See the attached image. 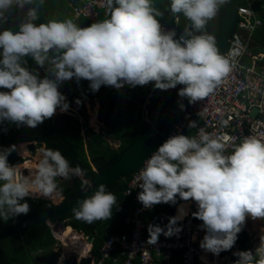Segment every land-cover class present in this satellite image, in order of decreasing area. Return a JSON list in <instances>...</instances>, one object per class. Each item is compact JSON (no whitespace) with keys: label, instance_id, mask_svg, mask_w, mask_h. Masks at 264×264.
<instances>
[{"label":"clouds","instance_id":"9594fccd","mask_svg":"<svg viewBox=\"0 0 264 264\" xmlns=\"http://www.w3.org/2000/svg\"><path fill=\"white\" fill-rule=\"evenodd\" d=\"M227 2L171 0L169 11L175 19L170 25H176L177 31L181 15L190 21L175 39V30L166 31L162 26L167 24L160 21L164 12L154 6V0H105L107 11L100 13L108 18L87 27L78 26L72 19L37 23L44 0H0V24L7 22V13L14 6L21 10L31 6L18 31L0 32V88L9 90L0 91V123L36 128L53 118L57 109L66 112L70 105L59 88L73 78L77 83L90 81L93 92L102 85L121 89L154 82L149 91L153 87L169 90L183 85L180 97L192 104L204 100L229 77L232 58L237 55L235 50L221 54L216 37L206 31L209 21ZM26 57L46 67L48 75L41 79L30 71ZM149 91L140 110V121L146 127L158 115L153 114V119L149 115V122L142 118ZM180 108H184L182 103ZM189 126L194 127V122ZM227 139L204 129L197 136L172 135L144 162L138 177L142 191L137 199L146 210L161 203L174 205L177 197L194 201L198 211L192 215L203 221L200 227L206 229L200 247L219 257L234 247L248 217L264 219V139L246 136L231 154H225L231 147ZM112 141L119 146V142ZM14 150L15 145L0 150V218L4 221L29 213L26 197L55 199L62 195L58 177L83 175L79 165L73 167L61 151L50 148L40 149L42 158L35 175H28L26 168L21 173L19 164L11 165L8 160ZM93 168L96 173L98 170ZM77 203L78 207L73 208L75 217L89 224L110 220L113 209L119 210L116 195L104 184ZM186 214L170 218L167 231L149 225L148 242L155 244L162 233L166 237L178 235L182 227L177 223ZM66 220H60L64 227L69 226ZM233 254L239 257L235 264H264V235L255 253L249 250ZM72 255L77 259L87 257Z\"/></svg>","mask_w":264,"mask_h":264},{"label":"trees","instance_id":"16d2710c","mask_svg":"<svg viewBox=\"0 0 264 264\" xmlns=\"http://www.w3.org/2000/svg\"><path fill=\"white\" fill-rule=\"evenodd\" d=\"M67 8L63 15L58 18L52 15L43 17V22H47L48 19L63 21L66 19H72L78 26L87 27L92 23L105 19L106 13H100L96 19L78 18L73 19L71 7L68 0H65ZM160 8L165 5L166 0H159ZM164 5L162 6L161 4ZM264 0H257L256 7L259 11L263 24L261 28L254 33V40L257 44L264 45ZM263 5V7L261 6ZM30 6H26L28 8ZM223 6H221L217 20H215V27L212 30L211 35L216 36L219 29L222 15ZM166 8L170 9V5ZM19 12L18 7H13L8 14L12 16L15 21V13ZM20 12L18 13L19 16ZM42 16V14H41ZM177 33L180 37L184 33L185 26L190 25V21L186 20L182 15L178 18ZM172 20V18L170 19ZM14 21L12 27L15 29ZM168 21V20H166ZM212 21V20H211ZM165 22V21H164ZM171 24V22H165ZM209 25L206 28L208 32ZM17 29V27H16ZM2 51V50H0ZM27 67L29 70L33 69L35 61L31 57H27ZM154 83V82H153ZM150 83L146 86L131 87L125 85L121 89L102 85L99 91L93 92L90 88V81L80 80L77 83L73 78L70 81L65 82V88L70 95L76 97L80 96V100L93 99L97 97L100 101V108L98 117L103 123L104 131L97 133L92 128L88 127V115L86 109L82 106H77L80 114L82 115L84 122L81 123V119L73 114L58 113L51 119H46L42 124L36 128H30L26 125L17 126L15 123L4 121L0 123V150L10 148L11 146L21 142L39 140L45 143L44 149L59 150L69 160L70 164L75 167L79 165L90 173H95L93 167L98 171L105 169L110 163H112L119 154L124 151L146 128V125L140 121V108L143 102L144 96L153 85ZM183 85H177L174 89L159 90L155 89V96L152 99L151 109L153 114L161 113L166 106H168L173 98L177 95L178 90ZM78 100V99H77ZM76 100V101H77ZM82 126L86 127L85 133L88 137L87 150L85 148V140L82 136ZM104 137H103V136ZM105 136L111 140L119 142L117 148L107 147L102 149V145L105 143ZM20 154H27L23 150L19 149ZM19 154V155H20ZM14 150L8 157L9 163L15 165L22 159ZM28 155V154H27ZM29 158L31 156H28ZM24 158V157H23ZM27 164L28 174L36 173L38 165H34V160L29 159ZM31 171V172H30ZM26 176V174L24 173ZM130 175H126L125 178L118 179L113 183L106 186L107 191L114 193L117 197L119 204V210L113 209V216L107 221H97L89 224L82 220H78L74 212L71 211L61 217L60 220L67 219L65 224V230L72 232L75 237L82 235L80 231L89 234L95 232L93 240L92 252L97 255L99 247L103 241L111 234L121 233L127 229L126 218L131 215L132 204L130 196L124 193L127 186V181ZM58 182L59 190L65 198L73 196L84 186V181L77 176H72L71 179H64L63 181L56 180ZM53 199L44 197H26L25 201L30 205V211L27 215L21 214L18 217L4 221L0 218V231L8 228L14 224H17L53 205ZM177 197V203L180 201ZM176 204H158L156 205V212H152V221L157 222L160 220L162 223L173 215V209ZM182 216V214L180 213ZM75 228V229H74ZM77 229V230H76ZM54 231V230H53ZM54 233V232H53ZM55 234V233H54ZM56 236V234H55ZM57 238V237H56ZM244 242V241H242ZM57 240L52 235L51 229L47 223H40L29 229H26L18 234L7 237L0 240V264H55L59 252L53 250ZM44 250L41 255L36 254L38 251ZM242 251H249L248 248L243 247ZM225 252V251H224ZM224 252L220 253L221 255Z\"/></svg>","mask_w":264,"mask_h":264},{"label":"built area","instance_id":"2783aa9c","mask_svg":"<svg viewBox=\"0 0 264 264\" xmlns=\"http://www.w3.org/2000/svg\"><path fill=\"white\" fill-rule=\"evenodd\" d=\"M68 2L74 19L93 20L101 11H107L105 0H68ZM161 24L166 31L175 30V39H179L176 25ZM262 24L261 17L253 7V1L240 0L237 7L236 30L229 40L225 53L227 55L232 50L237 53L232 58V72L213 94L202 101L190 104L187 112L165 137L162 144L172 135L197 136L199 130L204 129L215 136L227 137L225 142L231 147L225 154H231L233 147L246 136L264 139V51L257 50L259 44L253 39L255 31L259 30ZM251 43L254 47H250ZM154 96L153 87L147 94L145 102L148 103ZM143 106L142 118L149 122L147 106ZM192 121L194 127L189 126ZM225 121L227 124L224 123ZM144 162L130 174L124 191L126 195L130 193L128 196L131 197L133 207L131 215L126 219L127 229L109 235L99 247L97 255L93 254V244H91L86 255L92 257L91 264H209L210 259L214 260V264H222L227 259L230 264H235L239 257L233 253L241 251L240 233L234 247L223 257L201 249L200 242L206 234V229L200 227L203 221L193 217L192 209L198 206L191 200L189 201L193 207L184 210L183 214L185 212L187 214L177 223L178 227H182L178 235L166 237L162 233L155 244L148 242L149 225H159L167 231L168 223L152 221L151 215L155 205L146 210L137 199L139 192L142 191L139 188L142 181L138 177ZM260 221L264 222V219ZM82 236L87 241L88 235L82 232ZM62 261L58 263L62 264Z\"/></svg>","mask_w":264,"mask_h":264},{"label":"water","instance_id":"95a60500","mask_svg":"<svg viewBox=\"0 0 264 264\" xmlns=\"http://www.w3.org/2000/svg\"><path fill=\"white\" fill-rule=\"evenodd\" d=\"M239 1L240 0H228L223 7L222 20L215 36L217 47L221 54H225L229 45V40L235 32ZM253 46L254 44L251 43L250 47ZM178 93L171 103L166 106L161 113L156 115L151 121V124L148 125L146 129L105 169L93 174L80 166L83 170L82 176L86 178L85 181H87V184L84 183V186L73 196L68 198L62 197L59 201H55L51 207L1 230L0 240L18 234L40 223L52 221L56 226L64 227L61 221L58 220L59 217L73 211L74 207H78V201L91 196L98 189L100 184L108 186L118 179L125 178L126 175L139 168V166L157 150L164 141V137L173 130L177 122L184 116L190 107L191 103H189L188 98H182ZM181 103L184 105L183 109L180 108ZM159 128L161 129L158 132ZM27 148L30 151L37 152L45 148V143L37 139L28 141ZM24 170L25 169H23V172ZM86 188L87 192H85ZM94 237L95 232L89 233L87 238L88 243H92ZM91 261V256L77 259L76 255H71L63 259L62 264H91Z\"/></svg>","mask_w":264,"mask_h":264},{"label":"rangeland","instance_id":"374dc122","mask_svg":"<svg viewBox=\"0 0 264 264\" xmlns=\"http://www.w3.org/2000/svg\"><path fill=\"white\" fill-rule=\"evenodd\" d=\"M170 2H171V0H166L165 6L170 5ZM163 5H164V3L162 4V6ZM154 6L157 7L159 10L162 9V8H160V2H159V0H154ZM66 8H67V5H66L65 0H44V3H43L42 7L39 10L40 19L37 21V23H42L43 22V17H45V16H47L49 14L52 15L53 17L58 18L60 15L65 14ZM27 10H28V8H26V7L23 10L19 9L20 14L18 16V13L19 12H16L15 13V21L12 18V16L7 13L8 20H7L6 23L0 24V32H2L5 29H11L13 31H18L20 24L23 23L25 21V19H26V12H27ZM161 11L164 12V16L161 19H163L165 22L171 21L170 19L172 18V15H171L170 11H168L166 8H163ZM41 14H42V16H41ZM105 17L108 18L107 15H105ZM215 19H217V16L212 21H210V28L211 29L208 31L209 34L212 33V30L216 26L215 25V22H214ZM48 20H51V19H48ZM166 20H168V21H166ZM13 21H14L15 29L11 28ZM16 27H17V29H16ZM0 52H2V51H0ZM0 59H2V56H0ZM25 59H27V57ZM30 71H33L34 73H38L39 78H41V79H43L46 75H48V73L46 71V67L45 68H42L39 65H37L36 63L33 66V69L30 70ZM65 82L61 84V86L59 88V91L67 98V102L69 103L70 107H69V109L66 112H61L60 109H57L56 115L58 113H67V114L70 113V114H73V115L78 116L81 119V123H83L84 122V119H83L82 115L80 114L79 109L77 107L78 105L81 106V104H82V106L84 107V109H86V112H87V115H88V127L92 128V130H94L97 133H102L104 131V126H103V123L99 120V117H98L99 108H100V101H99V99L97 97H94L93 99H90V100L89 99L80 100V96H78V95L76 97H74L73 95L71 96L70 93L65 88ZM0 91H9V90L8 89L0 88ZM76 100L79 101V103H77ZM97 103H98V109H97V113H96V119H97V121H98L99 124L96 125V126H94V125H91V119H92L91 112L93 111V109H94V107L96 106ZM85 131H86V127L85 126H82L81 132L83 134L82 136L84 137V140H85V148L87 150V147H88V145H87L88 137L86 136L87 134L85 133ZM104 139H105V143L101 146L103 150L106 149L108 146L109 147H112V148H116L117 147L118 143L113 142V141H110V139L107 138L106 136H105ZM27 142L28 141H26L24 143L27 144ZM19 149H23V148H20V143L17 144V147H16V153H17V155L20 154V152H19L20 150ZM39 152H40V150H38L37 153L29 150V153H32V155L20 154L21 157H22V159L17 164H19V166H20L21 173H22V169H24V168H26L27 171H28V167H27L28 162L27 161L29 159H33L34 160V165H36V164L38 165L39 164L40 158H42V153H39ZM28 156H32V157L29 158ZM17 164H15V165H17ZM27 171L25 172V174H27ZM28 175H30V174H28ZM32 175H34V173H32ZM79 177H81L84 180V178L82 177V175L79 176ZM57 179L60 180V181L64 180V178H61V177H58ZM57 184H58V182H57ZM37 197H41V196H37ZM62 197H63V195H60L59 197H56L52 201L53 202L54 201H59L60 199H62ZM47 224L49 225V227L51 229L52 235L54 236V233H55L57 239L59 241L61 240L60 242L57 241V243H55L54 248H53V250L55 252H59V256H61V254L63 252H65V250H67L68 248L71 249V252H69L68 256L69 255H72V253H74L73 252L74 250L75 251H78L77 250V247L80 246L79 245V241H80L79 238H78V242L76 241V238H73L72 239L73 240V243H68L67 241H64V238L59 237L58 231H59L60 228L57 229V227L54 224V222L50 221ZM62 229L65 230L64 227ZM67 235H68V233H66V238L68 237ZM80 251L82 253L83 251H86V250L84 249V247H82ZM43 252H44V250L38 251L36 254L41 255V253H43ZM58 261H59V263L61 262L60 260H58Z\"/></svg>","mask_w":264,"mask_h":264},{"label":"crops","instance_id":"0c3cea01","mask_svg":"<svg viewBox=\"0 0 264 264\" xmlns=\"http://www.w3.org/2000/svg\"><path fill=\"white\" fill-rule=\"evenodd\" d=\"M253 1V7H254V9H255V11H256V13H258L259 14V11L257 10V7H256V2H257V0H252ZM163 3V2H162ZM162 5V4H161ZM264 5V4H263ZM263 5H261L262 7H263ZM31 7V6H30ZM161 7V6H160ZM163 8H166V6L164 5L163 7H162V9ZM161 9V10H162ZM168 11L170 10L169 8H166ZM172 19H175V17H173L172 16ZM179 20V19H178ZM215 20H217V19H215ZM160 21H163L164 22V20L163 19H160ZM178 28V27H177ZM257 50H259V51H264V45H260L259 44V47L257 48ZM144 99H145V96H144ZM144 99H143V102H144ZM142 102V103H143ZM151 103H152V100L151 101H149L148 103L147 102H145V104L144 105H146L147 106V109H148V113H149V115L151 116V118L153 119V112H152V109H151ZM97 105H98V103H97ZM98 109V108H97ZM140 117H141V113H140ZM146 129V128H145ZM144 129V130H145ZM107 138H109V137H107ZM110 139V138H109ZM108 139V140H109ZM110 141H112V140H110ZM79 177V176H78ZM83 177V176H82ZM81 178V177H80ZM84 178V180L86 179L85 177H83ZM83 180V179H82ZM83 180V181H84ZM63 181V180H62ZM179 206H182V209L180 210L179 209ZM190 206H192L193 207V205H192V203L190 202V201H183V200H180L178 203H176V205H175V207H174V209H173V215L171 216V217H169V218H167L165 221H164V223H162L160 220H158L157 221V223H161V224H167V223H169V221H170V218H172V217H177V216H179L180 215V213L183 215V212H184V210H187ZM155 208H156V206H155ZM155 208L153 209V211H154V213L156 212V210H155ZM196 211H198V207L197 208H194L193 207V209H192V213H194V212H196ZM127 219V218H126ZM126 224H127V222H126ZM61 231H64L65 232V230H63V229H61ZM66 233H68V237L64 240V241H69V238H74L75 236H74V234L72 233V232H65V235H66ZM241 233H242V235L241 236H239V241H240V245H241V251H242V249H243V247H246V248H248V250H250V251H252L253 253H255V250H256V248L257 247H259V245H260V237L262 236V235H264V222H262V221H260V219H257V220H253L251 217H248L247 219H246V222H245V225L243 226V229H242V231H241ZM58 235H59V237H61V233H60V229H59V231H58ZM242 241H244V242H242ZM79 246V245H78ZM83 247V246H82ZM79 248V247H78ZM77 250H79V249H77ZM226 253L228 254V251H225L224 252V254L226 255ZM209 264H214V260L213 259H210V261H209ZM223 264H230L229 263V260L227 259V261L226 262H224Z\"/></svg>","mask_w":264,"mask_h":264},{"label":"bare ground","instance_id":"6f19581e","mask_svg":"<svg viewBox=\"0 0 264 264\" xmlns=\"http://www.w3.org/2000/svg\"><path fill=\"white\" fill-rule=\"evenodd\" d=\"M97 108H98V105L96 104V106L94 107V109H93V111L91 112V116H92V119H91V125H94V126H96V125H98L99 123H98V121H97V119H96V113H97ZM141 109V108H140ZM98 127V126H97ZM25 147V148H24ZM20 148H23V149H21V150H23L24 152H26L28 155H32V153H29V150L27 149V144L26 143H24V142H21L20 143ZM37 153V152H36ZM39 153H41V152H39ZM38 153V154H39ZM32 157V156H31ZM41 159V158H40ZM179 209L181 210L182 209V206H179ZM61 229L62 228H60V233H61V237L62 238H64V240L66 239V235H65V232H69V231H66L65 230V232L64 231H61ZM64 230V229H63ZM74 238H76V241L78 242V238H79V245L81 246H79V248L77 247V249H79L78 251H73L74 253H76L77 255H81V256H86L87 255V252L89 251V249H90V244L89 243H87V241L84 239V237L82 236V235H78L77 237H74ZM61 241V240H60ZM67 241V240H66ZM68 243H73V240H72V238H69V241H67ZM62 243V242H61ZM63 245V244H62ZM82 245H83V247H84V249L86 250V251H83L82 253H81V248H82ZM64 247V246H63ZM65 249V248H64ZM69 252H71V249L70 248H68L67 250H65V252H63L62 254H61V257L59 258V260L60 261H62L64 258H66V257H68V254H69Z\"/></svg>","mask_w":264,"mask_h":264}]
</instances>
